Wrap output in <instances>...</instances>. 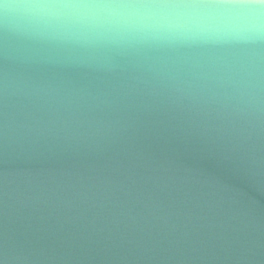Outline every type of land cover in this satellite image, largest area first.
I'll use <instances>...</instances> for the list:
<instances>
[{
  "label": "water",
  "instance_id": "water-1",
  "mask_svg": "<svg viewBox=\"0 0 264 264\" xmlns=\"http://www.w3.org/2000/svg\"><path fill=\"white\" fill-rule=\"evenodd\" d=\"M0 264H264V89H178L0 31Z\"/></svg>",
  "mask_w": 264,
  "mask_h": 264
},
{
  "label": "clouds",
  "instance_id": "clouds-1",
  "mask_svg": "<svg viewBox=\"0 0 264 264\" xmlns=\"http://www.w3.org/2000/svg\"><path fill=\"white\" fill-rule=\"evenodd\" d=\"M0 31L79 62L135 60L178 89H264V0H0Z\"/></svg>",
  "mask_w": 264,
  "mask_h": 264
}]
</instances>
